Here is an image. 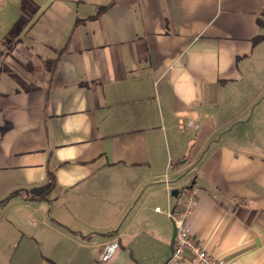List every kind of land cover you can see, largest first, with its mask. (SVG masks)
<instances>
[{
	"label": "crops",
	"instance_id": "1",
	"mask_svg": "<svg viewBox=\"0 0 264 264\" xmlns=\"http://www.w3.org/2000/svg\"><path fill=\"white\" fill-rule=\"evenodd\" d=\"M49 172L0 264H163L186 189L207 252L264 264V0H0V201Z\"/></svg>",
	"mask_w": 264,
	"mask_h": 264
},
{
	"label": "built area",
	"instance_id": "2",
	"mask_svg": "<svg viewBox=\"0 0 264 264\" xmlns=\"http://www.w3.org/2000/svg\"><path fill=\"white\" fill-rule=\"evenodd\" d=\"M179 195L177 207L167 213L173 224L175 235L170 255L163 264H180L186 256L196 264H235V261L216 257L205 250L202 243L194 236L189 222V217L197 204L196 194L193 190L186 189ZM118 248L117 239L105 243L97 259L101 261L110 259Z\"/></svg>",
	"mask_w": 264,
	"mask_h": 264
},
{
	"label": "trees",
	"instance_id": "3",
	"mask_svg": "<svg viewBox=\"0 0 264 264\" xmlns=\"http://www.w3.org/2000/svg\"><path fill=\"white\" fill-rule=\"evenodd\" d=\"M107 6L99 7L96 11V16L99 15L103 10H105ZM55 186V179L52 173H48V178L46 184L39 187H34L30 189H21L18 191H15L11 193L9 196H7L5 199L0 201V205H4L8 198L13 195H21L25 200H44L46 199L49 192L54 188Z\"/></svg>",
	"mask_w": 264,
	"mask_h": 264
},
{
	"label": "water",
	"instance_id": "4",
	"mask_svg": "<svg viewBox=\"0 0 264 264\" xmlns=\"http://www.w3.org/2000/svg\"><path fill=\"white\" fill-rule=\"evenodd\" d=\"M174 235H175V230L173 231V237H172V240H173V238H174Z\"/></svg>",
	"mask_w": 264,
	"mask_h": 264
}]
</instances>
